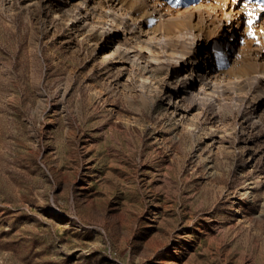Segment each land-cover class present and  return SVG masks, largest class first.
<instances>
[{
	"label": "rangeland",
	"instance_id": "obj_1",
	"mask_svg": "<svg viewBox=\"0 0 264 264\" xmlns=\"http://www.w3.org/2000/svg\"><path fill=\"white\" fill-rule=\"evenodd\" d=\"M133 1L0 0V264H264V0Z\"/></svg>",
	"mask_w": 264,
	"mask_h": 264
},
{
	"label": "bare ground",
	"instance_id": "obj_2",
	"mask_svg": "<svg viewBox=\"0 0 264 264\" xmlns=\"http://www.w3.org/2000/svg\"><path fill=\"white\" fill-rule=\"evenodd\" d=\"M105 1L108 2V3H110L111 6L121 5V7H125V6H127L130 3L129 2L130 0H103V2H105ZM84 3H86V0H83V2L81 4L83 5ZM132 5H134L137 9H140L141 8V4L140 3L137 4V1H133L132 2ZM88 6H89V4H88ZM87 9H88V7H87ZM226 14L229 15L230 13L229 12H226ZM232 41L233 40H231L230 42H232Z\"/></svg>",
	"mask_w": 264,
	"mask_h": 264
},
{
	"label": "snow or ice",
	"instance_id": "obj_3",
	"mask_svg": "<svg viewBox=\"0 0 264 264\" xmlns=\"http://www.w3.org/2000/svg\"><path fill=\"white\" fill-rule=\"evenodd\" d=\"M249 27H251V21H249ZM249 34L251 35L252 33L250 32Z\"/></svg>",
	"mask_w": 264,
	"mask_h": 264
}]
</instances>
